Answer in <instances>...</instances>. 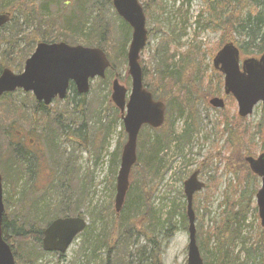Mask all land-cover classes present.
Masks as SVG:
<instances>
[{"label":"trees","instance_id":"trees-1","mask_svg":"<svg viewBox=\"0 0 264 264\" xmlns=\"http://www.w3.org/2000/svg\"><path fill=\"white\" fill-rule=\"evenodd\" d=\"M24 1L25 4L23 5ZM3 2L0 0V12H10L11 19L7 26L0 29V35L2 34L4 37L0 40V44H4L7 52L10 53V49L13 51V47H19V43L24 40V47L19 48L16 56L19 58V63L33 49V43L42 41L47 43L66 42L70 45L80 44L101 48L111 64L106 78L109 79L111 75L118 76L116 72H118L121 61H126V50L130 42L131 30L122 19L118 18L114 8L115 20L110 22L101 11V3L93 4L94 10L90 11V0H75L71 3L65 0L64 5H70L67 15H52V17L46 14L49 12V7L60 5L61 0H38L40 13H35L33 7L28 9L29 6H34V0H17L10 8L4 7ZM26 2L30 5L27 6ZM102 2L112 7V0H102ZM146 3H143L146 16L151 11L153 4H156L159 9L162 7L161 0H146ZM208 4L210 11L218 20V23L216 21H211V23L223 31L220 34V42L215 48L216 52L221 49L225 42L234 43L246 55L256 56L264 51V32L261 33L264 27V0H208ZM247 4L253 10L251 9V14L242 16L241 9ZM15 12H18L20 16L22 15L21 24L13 21ZM23 27L27 29V34L26 31H23ZM7 33L8 37L6 38L5 34ZM166 43L161 42L159 45L157 49L159 64L156 72L149 74L143 81V85L152 94L154 100H160L165 104L167 121L158 130H151L149 127H143L140 130L137 163L130 174L129 191L122 211L116 214L112 206L109 205L99 212L92 213V223L95 224V220H99L104 226L102 232L95 238L97 246L92 250L90 256L94 259V253L97 250L106 248V259L100 264H124L125 259L131 256L128 250L131 247L129 246L130 241L135 234L138 238L143 236L150 247L147 263L162 264L163 243L172 238L177 230V225L173 219L174 212L167 215L165 223L159 225L160 222L156 220L150 202L152 192L157 188L164 172L167 171L164 164V150L176 141V137L173 136L174 133L171 130H165L173 106L176 105L177 112L181 114L180 96L174 94V89L179 86L183 94L190 87L188 83L185 84L182 80L186 75L183 64L181 63L179 66L171 64V59L175 54L173 55L169 51ZM215 53L211 54L212 58ZM4 54L5 51L2 52L3 57ZM211 71L208 85L204 83L202 72L198 80L200 90H205L201 93L205 99L212 96L213 93H219L223 86L222 75L213 68ZM100 81L107 83L105 79ZM225 98L229 104H233L234 100L231 96H225ZM25 104L20 107L15 103H10V105L3 107L5 112L10 115L13 114V111L16 115L18 111L23 113L24 117L20 118L21 121H28L32 130H38L37 138L43 147L34 150L27 146H22L23 148L19 146L20 159L13 157L12 161L7 160L10 169L13 171L14 184L11 183V185L13 184L12 188L16 199L15 201L10 200L8 204V198H6V194L4 195L3 204L6 214H4L2 227L3 238L13 249L16 264H37L40 258L45 255L41 248L44 228L51 221L60 217H72L73 215L83 217L80 210L85 205L87 189H81L79 195H76L73 190L71 192L69 190L70 179L67 176L73 174L74 168L71 163L62 161L64 152L60 143L64 141L59 140V136L62 135L58 123L59 119L50 121L48 118L51 117L45 112V107L38 108L37 112L32 113L31 111L32 115L30 116V113L27 114L24 110ZM82 104L72 106L71 110L73 113H80L84 118L86 103L82 102ZM261 107L263 116L256 125L254 133L249 125L243 124L246 119L240 118L237 113L233 114L235 116H229L221 112L222 120L217 122L214 128L216 131H220V136L228 135L226 144L231 147L229 155L220 156L216 150V154L205 157L199 166L198 170L202 172L213 164L212 159L222 158L226 162L225 172L233 173L235 182L238 183V187L233 188V197H227L224 200V209L218 222L212 221L206 229H203V219L207 214L206 209L211 197L210 189H214L216 181L210 180L208 182L209 186H207L208 190L204 195L202 206H200L197 194H195L193 207L195 219L198 220L196 241L204 264H264V230L259 226V221H257L258 230L253 236L250 234L243 235L247 215L253 212L258 220L256 205L253 204L255 192L259 188L258 179L248 170L244 157L255 155L254 134L261 137V150H264V104H261ZM112 109L117 118H120L118 110L114 107ZM38 113L41 114L38 115ZM100 116L99 113V118ZM221 125L224 127L221 128ZM147 130L153 131V133L145 135ZM234 141L237 142V145L233 144ZM8 150L7 148L3 153ZM29 151H31L32 156L28 155ZM120 155V150L117 149L109 159V172L113 181H115V175L119 168ZM42 163H45L47 168H51V178L48 181L39 176L40 171L42 172L40 168ZM19 165L21 174L19 173ZM59 169H63L62 173ZM0 173L3 174L2 171ZM6 181L7 179L3 174V186L7 185ZM41 181L46 182L43 184L44 186L42 185L43 187L37 185ZM55 182L59 183L56 184ZM68 193L69 195H67ZM9 198L12 199V197ZM185 205L186 202L182 207L181 214H178L179 229L183 231H187ZM13 206H15L14 212L8 214V208ZM86 232V235H92L90 228ZM86 241L89 242V238ZM136 242L137 240H134L133 244ZM237 244L239 248L235 251ZM115 250L117 252L112 257L111 253Z\"/></svg>","mask_w":264,"mask_h":264},{"label":"rangeland","instance_id":"rangeland-1","mask_svg":"<svg viewBox=\"0 0 264 264\" xmlns=\"http://www.w3.org/2000/svg\"><path fill=\"white\" fill-rule=\"evenodd\" d=\"M3 1L4 7L6 8H10L12 4L17 2V0ZM64 1L65 0H61V4L57 6L51 5L48 9L49 12L46 14L51 17L52 15H67L66 13L69 12L68 8L70 5H64ZM67 1L71 3V1L74 2L75 0ZM96 2L99 4L101 3L100 8L104 13V17L108 18L110 22L114 21L115 15L113 8L111 5L109 6L107 3L102 2V0H90V11L94 10L92 6L96 4ZM139 3L141 6L144 5L143 3L147 4L146 0H140ZM24 4L25 1L23 2V5ZM33 4L34 6H29L30 3H27V6H29L28 9L33 7L36 11L35 13H40V2L34 0ZM161 6V9H159L156 4H153L148 16L145 17V29L148 31V41L141 51L142 53L139 58V63L142 66L143 81L149 74L156 72L157 65L159 64L157 49L161 42H167L166 45L169 51L173 55L175 54L171 59V64H174V66H179L181 63L183 64L186 75L182 80L183 83H188L190 87L189 90L184 91L183 94L179 86H176L174 89V94L180 96L179 103H181L182 107L180 108L181 114L177 112L176 105L173 106L171 114L168 116V125L165 130H171L174 133L173 136L176 137V141L172 142L170 146L164 150V164L166 165L167 171L164 172L157 188L152 192L150 202L155 213V218L160 222L159 225L166 222L167 215H170L171 212H174L173 219L177 225V230L172 238L163 243L162 264H186L188 254L187 246L189 243L188 233L187 231L179 229L180 219L178 215L179 213L181 214L182 207L186 200L183 195V182L191 173L199 169L201 161L204 160L205 157L216 154V150H218L220 156L226 157L229 155L231 147L226 144L228 135L225 134L220 136V131H216L214 126L217 122L222 120L221 112L229 116H235L233 114L237 113L238 107L235 101L233 104H229L221 88L219 93H213L210 97L218 96L223 98L225 107L223 110L212 108L207 103L210 97L205 99L204 95L201 94L205 90L201 91L199 87L198 80L201 72L203 73L204 83H206V85L209 84L208 78L211 76V70L213 68L211 54L216 52L215 48L220 42V34L223 32L219 30L214 23H211V21H216L218 23V20L210 11L208 0H161ZM251 9V6L248 4L244 6L241 9L242 16L251 14L253 10ZM13 21L21 24L22 15L20 16L18 12H15ZM116 23L118 24V22ZM22 29L26 31V34L28 33L25 27ZM263 32L264 27L261 33ZM5 36L7 38L8 33L5 34ZM2 39H4V37L1 34L0 40ZM225 43H223V45ZM24 44V40L19 43V47L12 44L14 46L13 51L10 49V53H8L7 49H5L6 46L1 43L0 66L10 68L14 73H19L20 69H23V62L19 63V58L16 56L18 55L19 48H23ZM35 44L36 43L32 44L33 47ZM3 51H5L4 57L2 56ZM258 56L259 55H246L241 51V58H257ZM126 72V61H121L118 72L116 73L121 85L125 86L129 93L131 89V79ZM181 75H183V73H181ZM106 76H108V74H106ZM113 78L114 75H111L109 79L105 78L107 83H102L100 81L101 79H94L90 82V91L88 94L78 99L68 98L67 101L56 100L51 105V118L48 119L50 121H55L56 118L59 119L58 123L61 129L60 132L62 133V135L59 136V140L64 141L60 143L64 152V158L61 159L64 162L71 163L74 168L73 174L67 176V178L70 179L69 190L70 192L73 190L76 195H79L81 189H87L85 205L80 212L88 225L84 233L79 234L73 240V243L69 246L70 248L62 254V257H59V255L55 253H45L37 264H100L101 261L103 262L106 259L105 254L107 249L104 247L94 253V259L90 256L92 250L97 246L95 244V238L102 232L104 227L103 223L99 220H95V224L92 223V213L99 212V210L105 209V207L109 205L113 208L116 178L115 181H113V177H111L109 172L108 163L111 154H114L117 149L121 150L126 139L122 120L117 118L116 113L112 109L114 107L113 103L109 102L111 94L110 86ZM204 87L206 89V86ZM29 98L30 97L23 92L0 97V171H2L6 179L7 175L12 174V170L7 163L8 159H6L3 153V149L7 145L6 138L3 137L4 134L10 132L7 136L12 138V140H19L24 136L26 141L33 139L34 145L37 144V146H39L40 143L38 140H35L38 136V130H32L28 121H21L22 116L24 117L23 113L21 114V112L18 111L16 115L15 111H13V114L10 115L5 112L3 107L4 105H10V103H15L21 107L26 103L24 110L27 114L30 113L29 115L31 116L32 104ZM75 100L77 102L78 100L81 101L80 105L82 102L86 103L84 118L80 113H73L71 110L73 108L71 101L73 102ZM99 113L101 114L100 118ZM69 115L71 116L70 118L68 117ZM262 116V107L261 104H259L254 108L251 116L246 118L243 124L249 125L251 131L254 133L255 127ZM83 124L84 126H82ZM220 127L223 128L224 126L221 125ZM12 130L17 131V135L13 136L14 132H12ZM151 133H153V131L147 130L144 134L147 135ZM253 136L255 137L256 148L255 155L253 156H257L261 152H264V150H261V137H258L257 134ZM236 143L235 141L233 142L234 145H237ZM212 163L210 167H207V170L205 169L199 172V180L205 184V189L197 193V200L200 206H202L205 198L204 195L208 190V182L210 180L216 181L214 189H210L211 197L206 209L207 214L203 219V229L211 225L212 221L218 222L224 209V200L227 197L232 198L233 188L235 186L238 187L233 173L225 172L226 162L223 161L222 158L212 159ZM40 168L42 170V172L40 171L39 173V176H41L40 178H45V180L48 181V179L51 178V168H47L45 163H42ZM62 170L63 169H59L60 173H62ZM6 182L7 185L4 186L3 193L4 195L6 194L9 204L10 200L15 201L16 197L14 196L15 193L12 188L13 184L11 185L8 179ZM62 182L67 183L65 181ZM257 182L260 187V180L258 179ZM38 183L37 185L39 187H43V184L46 182L43 183V181H41ZM55 183L57 184L59 182ZM67 195H69V193ZM9 197H12V199ZM70 197L71 195L69 198ZM253 204L255 205V198H253ZM14 210L15 206L9 207L7 213L12 214ZM257 221L254 213H249L245 221L243 235L250 234L253 236L258 230ZM197 224L198 220L196 219V226ZM89 228L90 234H92L91 236L86 235V231ZM8 234H10V231H8ZM88 238L89 242L86 241ZM134 240H137L135 244H133ZM118 245L120 246V244ZM129 246L131 247H129L128 252H130L131 256L125 259L124 264H129L130 262V264H146L148 262L146 260L149 258L150 247L143 236L138 238L135 234ZM236 247L235 251H237L239 245L237 244ZM116 252L117 250L112 252L111 256L113 257Z\"/></svg>","mask_w":264,"mask_h":264},{"label":"water","instance_id":"water-1","mask_svg":"<svg viewBox=\"0 0 264 264\" xmlns=\"http://www.w3.org/2000/svg\"><path fill=\"white\" fill-rule=\"evenodd\" d=\"M119 19L129 26L131 32L127 49V75L131 79V89L121 85L116 76L111 82V103L118 109L126 133L125 144L121 150L119 169L116 174L113 210L122 211L129 191L130 173L137 162V138L143 126L158 129L165 121V104L153 99L144 88L142 68L139 63L141 51L147 44L148 31L145 29V14L138 0H112ZM10 14L0 13V28L7 25ZM213 67L223 76V93L232 96L237 104V114L248 118L253 109L264 104V51L257 57L241 58L240 49L234 43H226L213 57ZM111 64L101 48L70 46L65 42L38 43L35 51L24 63L22 73L16 75L10 69L0 74V96L4 93L22 89L32 92L37 101L49 105L55 96L63 100L68 83L72 81L79 94L89 93V81L104 79ZM213 108L223 109L221 98L213 97L208 101ZM251 171L261 182L256 192L255 205L264 230V152L256 158H244ZM199 173L194 171L184 182L186 196V219L188 221V246L186 264H204L196 241L195 214L192 207L194 194L205 188L198 180ZM3 188L0 175V264H16L10 245L3 238ZM87 223L79 216L55 219L43 231L41 248L46 253H65L73 240L84 231Z\"/></svg>","mask_w":264,"mask_h":264},{"label":"flooded vegetation","instance_id":"flooded-vegetation-1","mask_svg":"<svg viewBox=\"0 0 264 264\" xmlns=\"http://www.w3.org/2000/svg\"><path fill=\"white\" fill-rule=\"evenodd\" d=\"M38 43H41V42H36V46L34 45V47H33V49L27 54V56H26V58L25 59H23V66H24V63H25V61L26 60H28L29 58H30V56H31V54L35 51V49H36V47H37V44ZM72 46H76V45H72ZM10 55V54H9ZM23 66H22V68H23ZM4 69H10V68H7V67H4V66H0V74L4 71ZM11 71H12V69H10ZM23 70H24V68L23 69H20V71H19V73H14L13 71V73L14 74H16V75H18V74H20V73H22L23 72ZM21 92H23V93H26L30 98H29V100H30V102H31V104H32V109H31V111H32V113L35 111V112H37L36 110L38 109V108H42V107H45V112L47 113V115L49 114V115H51V105L56 101V100H59V101H67V99L69 98V99H78V98H81V95L79 94V92H78V90H77V88H76V86H75V84L72 82V81H70L69 83H68V87H67V91H66V95H65V97H64V99L63 100H60L59 99V97L58 96H55V98H53L51 101V104L50 105H46L45 103H43V102H40V101H37L36 100V98H35V96H34V94L32 93V92H24V91H22V90H20V89H16L14 92H10V93H4V94H2V96H10V95H14V94H17V93H21ZM1 97V96H0ZM79 100H81V99H79ZM78 100V102L75 100V101H71V104H72V106H78L79 104H80V102L81 101H79ZM75 102V103H74ZM41 113H38V115H40ZM37 131V130H36ZM12 132H14L13 133V136L14 135H17V131H13L12 130ZM10 132H8V133H5L4 134V136L3 137H5L6 138V141H7V145H6V147L3 149V150H6L7 148L9 149L7 152H5L4 153V155H5V157L7 158V159H9V160H13L12 158L14 157L15 159H20L19 158V146L20 147H24V146H27V147H29V148H32V149H37V150H39L38 149V147H43L42 145H41V143H39V146H37V144L36 145H34V140L33 139H29V141H26L25 140V138H24V136L21 138V139H13L12 140V138H10L9 136H7L8 134H9ZM35 140H38V138L37 139H35ZM26 142V143H25ZM39 142V141H38ZM27 143H29V144H27ZM22 147V148H23ZM4 152V151H3ZM31 151H29L28 152V155H31L32 156V154L30 153ZM18 168H19V173L21 174V170H20V165L18 166ZM9 173H10V171H9ZM3 175V174H2ZM2 175H1V177H2ZM7 179L8 180H10V182L11 183H13L14 184V179H13V171H12V174L11 175H7Z\"/></svg>","mask_w":264,"mask_h":264}]
</instances>
